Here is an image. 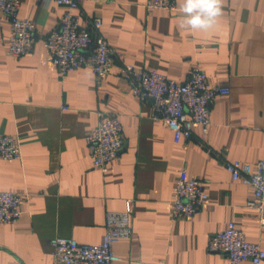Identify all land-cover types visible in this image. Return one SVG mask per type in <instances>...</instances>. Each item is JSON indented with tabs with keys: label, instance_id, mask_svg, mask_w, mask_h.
Instances as JSON below:
<instances>
[{
	"label": "crops",
	"instance_id": "0c3cea01",
	"mask_svg": "<svg viewBox=\"0 0 264 264\" xmlns=\"http://www.w3.org/2000/svg\"><path fill=\"white\" fill-rule=\"evenodd\" d=\"M146 1L83 0L76 11L83 27L101 19L114 51L99 83L87 67L61 76L53 65L44 40L64 10L55 0H19V16L35 24L30 55L9 53L10 26L0 23V133L19 136L22 152L0 156V190L25 194L20 218L0 223V264H56V236L99 243L108 210L127 212L133 231L115 244L114 264H229L207 250L229 222L264 249V225L248 205L253 189L226 168L264 157V0H221L208 29L181 27L184 0L173 11L149 10ZM125 64L176 81L197 67L230 92L214 100L207 128L184 139L132 93L119 75ZM99 112L118 114L124 136L106 173L86 143ZM179 177L200 180L208 194L189 218L172 217Z\"/></svg>",
	"mask_w": 264,
	"mask_h": 264
},
{
	"label": "built area",
	"instance_id": "2783aa9c",
	"mask_svg": "<svg viewBox=\"0 0 264 264\" xmlns=\"http://www.w3.org/2000/svg\"><path fill=\"white\" fill-rule=\"evenodd\" d=\"M64 7L57 23L47 34L44 45L53 65L61 76L87 67L97 83L114 67V51L100 34L101 19L93 18L90 27H83L76 11L83 0H55ZM149 10H176L175 0H147ZM19 0H0V23L7 22L11 34L9 53L13 56L32 54L36 42L35 24L19 16ZM122 80L141 101L151 102L152 116L171 129L177 137L189 139L194 128L206 129L210 124V110L214 100L230 92L227 86L212 85L207 74L199 68L191 69L185 80L176 81L152 69L125 64L119 72ZM93 166L101 172L119 157L124 146L120 117L116 113H98L96 126L86 136ZM0 156L21 159V139L17 135L0 133ZM234 180L252 187L254 199L248 205L259 214L264 225V157L252 166L239 160L226 162ZM208 194L196 178L179 177L173 200V218H189L207 201ZM25 194L0 190V223H14L23 213ZM129 215L125 211L108 210L105 214V234L99 243H82L72 237L56 236L50 240L56 264H114L120 260L115 244L132 236ZM207 250L222 253L229 264H261L264 249L257 242L248 241L244 233L229 222L224 230L210 235Z\"/></svg>",
	"mask_w": 264,
	"mask_h": 264
},
{
	"label": "clouds",
	"instance_id": "9594fccd",
	"mask_svg": "<svg viewBox=\"0 0 264 264\" xmlns=\"http://www.w3.org/2000/svg\"><path fill=\"white\" fill-rule=\"evenodd\" d=\"M181 27L208 29L222 14L221 0H184Z\"/></svg>",
	"mask_w": 264,
	"mask_h": 264
}]
</instances>
